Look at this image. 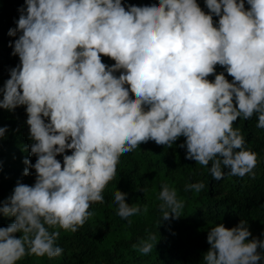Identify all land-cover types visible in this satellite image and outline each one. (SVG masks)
Listing matches in <instances>:
<instances>
[{
	"label": "clouds",
	"instance_id": "clouds-1",
	"mask_svg": "<svg viewBox=\"0 0 264 264\" xmlns=\"http://www.w3.org/2000/svg\"><path fill=\"white\" fill-rule=\"evenodd\" d=\"M205 6L208 13L197 0L145 6L25 0L17 27L8 32L19 33L9 47L20 63L0 88V109L25 107L37 159L23 161V176L34 169L36 177L31 186L17 181L0 203V215L14 218L0 227V264L60 257V231L49 229L83 227L95 215L91 205L104 202L121 155L149 141L171 148L184 137L179 147L186 159L206 167L211 162L214 180L255 179L257 154L234 122L255 115L256 127L264 129V0H205ZM102 57L115 63L106 65ZM217 65L231 82L216 73ZM7 131L0 127V138ZM204 187L189 184L185 191ZM127 195L117 189L114 203L130 226L129 217L148 207L129 205ZM159 199L160 223L180 218L184 202L174 188L162 185ZM246 223L208 230L203 264H260L264 240H249ZM156 240L149 232L133 248L148 254Z\"/></svg>",
	"mask_w": 264,
	"mask_h": 264
},
{
	"label": "trees",
	"instance_id": "trees-1",
	"mask_svg": "<svg viewBox=\"0 0 264 264\" xmlns=\"http://www.w3.org/2000/svg\"><path fill=\"white\" fill-rule=\"evenodd\" d=\"M123 2L125 6H145L158 5L159 0ZM197 3L208 13L205 0H197ZM24 6L25 0H0V88L10 78L9 70L20 63L19 57L13 56V49L9 47L19 33L10 37L8 32L17 27L18 9ZM218 19L214 17V21L218 22ZM102 62L109 66L115 63L108 57H102ZM221 72L229 82L232 81L225 69L217 65L216 73ZM208 79L214 81V76ZM27 118L25 107H19L14 112L0 109V127L8 129L0 138V203L11 195L17 181L29 186L35 183L34 169L29 170L31 175L23 176L27 167L23 161L29 159L35 164L37 159L30 151L33 141L29 138ZM257 123L255 115L249 120L238 118L234 122V127H238L244 136L246 147L257 154L255 179L248 175L243 178L225 175L220 181L214 180L208 169L212 166L211 162L206 167L186 159V148L179 147L185 142L184 137L171 148L149 141L133 152L121 155L116 176L103 192L104 202L91 205L89 211L95 215L83 227L75 233L49 229L60 231L56 242L63 248L60 257L26 256L17 264H203V254L210 248L208 230L220 223L231 229L240 220L247 222L246 226L252 233L249 240L254 237L264 240V129L257 128ZM57 159L63 162L62 156ZM222 170L228 171L223 166ZM199 182L205 185L199 193L185 191L186 185ZM165 184L176 190L184 208L179 219L160 223L162 213L159 205L162 201L159 193ZM117 189L128 194L126 203L129 205L148 207L146 214L141 212L129 217L132 221L130 226L128 221L116 215L118 206L114 203V192ZM12 222L14 218L0 215V227H7ZM149 232L156 234L157 240L150 253L142 254L133 245L146 239ZM20 235L18 233L17 238ZM260 264H264V260Z\"/></svg>",
	"mask_w": 264,
	"mask_h": 264
}]
</instances>
